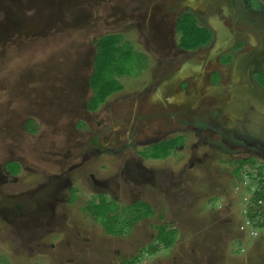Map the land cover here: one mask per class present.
<instances>
[{
    "label": "rangeland",
    "instance_id": "rangeland-1",
    "mask_svg": "<svg viewBox=\"0 0 264 264\" xmlns=\"http://www.w3.org/2000/svg\"><path fill=\"white\" fill-rule=\"evenodd\" d=\"M115 1L0 0V169L20 167L15 181L0 178V195L31 192L47 173L63 169V182L79 189L69 196L64 186L40 219L0 211V264H264V233L255 239L240 231L251 194L264 188L259 159L237 163L242 155L200 143L174 152L181 136L142 149L128 124L105 130L109 151L88 147L85 153L86 142L109 126L106 107L88 116L83 97H76L77 88L91 95L86 82L97 41L114 34L129 59L125 75L135 78L123 80L126 89L114 98L143 86L153 71L140 73L142 62L131 48L141 51L137 28L118 23L130 3L116 7ZM30 117L38 123L27 124L33 134L24 128ZM78 142L86 147L77 148ZM137 150L160 159L144 161ZM132 166L144 174H131ZM137 201L152 206L141 218ZM161 226L173 236L169 247L159 238Z\"/></svg>",
    "mask_w": 264,
    "mask_h": 264
},
{
    "label": "flooded vegetation",
    "instance_id": "flooded-vegetation-1",
    "mask_svg": "<svg viewBox=\"0 0 264 264\" xmlns=\"http://www.w3.org/2000/svg\"><path fill=\"white\" fill-rule=\"evenodd\" d=\"M120 2L130 3L128 13L122 12L118 23L137 28L133 31L139 36L141 51L131 48L142 62L140 73L145 69L149 73L151 66L153 71L148 74L147 83L132 87L119 99L114 97L126 89L124 81L135 79L120 76L122 89L112 93L94 110L90 108L93 92L89 81L86 84L91 95H84L82 91L81 95L80 89H76V97H83L79 105L88 116L94 115L100 107H106L109 113V126L89 139L87 147L86 143L78 142L77 148L86 147L85 153L109 151L107 140L111 132L105 130L128 124L142 149L181 136L183 141L173 146L174 152L194 149L200 143L222 153L242 155L233 159L237 163L255 157L264 164V1L118 0L116 7ZM183 26L197 35L195 41L202 43L189 47L193 41L186 40L188 32L182 30ZM218 43L222 48L214 55ZM94 59L91 69L88 66L90 75ZM232 105L236 106L235 110L230 109ZM73 106L76 109L78 105ZM30 119L38 127L36 119L30 117L24 128L33 134L36 131L27 128ZM77 121L83 122V127L88 126L85 118ZM114 136L117 139L118 135ZM98 137L106 139L100 142ZM136 152L144 161L158 160L143 157L139 150ZM188 153L195 157L194 151ZM1 170H4V174L0 173V178H5L3 183L13 182L20 167L16 173L8 164ZM58 172L52 176L47 173L46 182L38 184L31 192L1 194L0 211L19 217H44L51 203L58 201L57 195L64 186L69 184V196L73 189L79 192L77 184L63 182L60 175L65 173L64 169ZM130 172L144 174L139 166H132ZM95 181L93 177L92 182Z\"/></svg>",
    "mask_w": 264,
    "mask_h": 264
},
{
    "label": "trees",
    "instance_id": "trees-1",
    "mask_svg": "<svg viewBox=\"0 0 264 264\" xmlns=\"http://www.w3.org/2000/svg\"><path fill=\"white\" fill-rule=\"evenodd\" d=\"M181 23L184 24L185 21L181 20ZM181 28L184 32L187 30L185 26ZM187 32L188 38L186 40L190 41V43L193 41L191 45L188 44L189 47H196L202 43L195 41L198 37L197 35H194L191 30L190 32L189 30H187ZM117 40H114L113 35H106L97 41V56L94 60L93 72L89 79V85L93 92V99H91L90 108L93 110L96 109L102 102H104L106 98L112 93L122 89V85L116 81V78H114L113 74H116L118 77L125 75L126 70L125 67H123L125 63L124 60L127 61L129 59L126 58L127 56L121 55L122 50L120 48V41ZM131 53L134 54L132 51ZM131 55L129 56V58L131 57ZM96 94H98V97L96 96ZM167 155L169 156V154H163V157L161 158H166ZM153 156L156 159H160L158 156ZM17 171L18 169L14 172L16 173ZM261 194L262 193L259 192L257 197H261ZM134 207L137 208V211L140 215L139 217L141 218L143 217V215H141L142 211H146L145 208L148 209L149 205L144 202H137L134 204ZM149 208L152 209L151 207ZM112 209L113 208L109 209V214L113 217L112 221L115 220L116 225L119 222V218L117 213ZM161 227L162 237H160L159 235V238L166 247H169L173 242V236H167L168 233L166 232V228L164 226ZM119 230L122 231V228H120ZM174 232L175 231L172 230L171 233L173 234ZM154 251L152 250L150 253H154Z\"/></svg>",
    "mask_w": 264,
    "mask_h": 264
},
{
    "label": "built area",
    "instance_id": "built-area-1",
    "mask_svg": "<svg viewBox=\"0 0 264 264\" xmlns=\"http://www.w3.org/2000/svg\"><path fill=\"white\" fill-rule=\"evenodd\" d=\"M259 192L263 193L264 188L255 189L251 194V200L243 210L244 220L240 225L241 232H247L255 239L264 233V197H257Z\"/></svg>",
    "mask_w": 264,
    "mask_h": 264
},
{
    "label": "water",
    "instance_id": "water-1",
    "mask_svg": "<svg viewBox=\"0 0 264 264\" xmlns=\"http://www.w3.org/2000/svg\"><path fill=\"white\" fill-rule=\"evenodd\" d=\"M264 1V0H263ZM222 48V45H221V43H218L217 44V46L215 47V50L213 51V54L214 55H217V52ZM217 51V52H216ZM218 53H220V51L218 52ZM233 108V110H235L236 109V106H234V105H232V106H230V109H232ZM235 119V118H234ZM254 127V126H253ZM255 130H256V128H255Z\"/></svg>",
    "mask_w": 264,
    "mask_h": 264
},
{
    "label": "bare ground",
    "instance_id": "bare-ground-1",
    "mask_svg": "<svg viewBox=\"0 0 264 264\" xmlns=\"http://www.w3.org/2000/svg\"><path fill=\"white\" fill-rule=\"evenodd\" d=\"M249 181V180H248Z\"/></svg>",
    "mask_w": 264,
    "mask_h": 264
}]
</instances>
